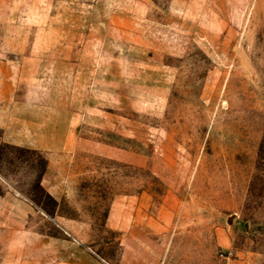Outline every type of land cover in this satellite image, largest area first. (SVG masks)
<instances>
[{
  "label": "rangeland",
  "instance_id": "obj_1",
  "mask_svg": "<svg viewBox=\"0 0 264 264\" xmlns=\"http://www.w3.org/2000/svg\"><path fill=\"white\" fill-rule=\"evenodd\" d=\"M0 264H264V0H0Z\"/></svg>",
  "mask_w": 264,
  "mask_h": 264
}]
</instances>
